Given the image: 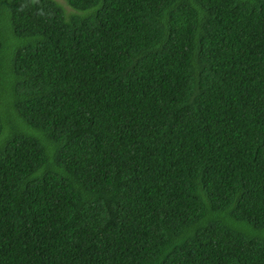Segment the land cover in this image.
<instances>
[{"label": "trees", "instance_id": "1", "mask_svg": "<svg viewBox=\"0 0 264 264\" xmlns=\"http://www.w3.org/2000/svg\"><path fill=\"white\" fill-rule=\"evenodd\" d=\"M0 264H264V0H0Z\"/></svg>", "mask_w": 264, "mask_h": 264}, {"label": "rangeland", "instance_id": "2", "mask_svg": "<svg viewBox=\"0 0 264 264\" xmlns=\"http://www.w3.org/2000/svg\"><path fill=\"white\" fill-rule=\"evenodd\" d=\"M58 2H60V3H62V4H64V1L65 0H57ZM66 9H69V8H66Z\"/></svg>", "mask_w": 264, "mask_h": 264}]
</instances>
